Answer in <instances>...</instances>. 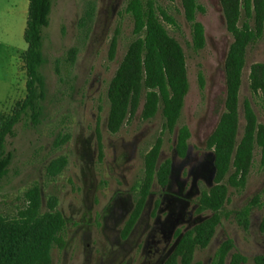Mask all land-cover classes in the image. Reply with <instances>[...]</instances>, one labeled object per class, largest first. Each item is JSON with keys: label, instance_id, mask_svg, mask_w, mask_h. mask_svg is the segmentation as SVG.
Wrapping results in <instances>:
<instances>
[{"label": "rangeland", "instance_id": "374dc122", "mask_svg": "<svg viewBox=\"0 0 264 264\" xmlns=\"http://www.w3.org/2000/svg\"><path fill=\"white\" fill-rule=\"evenodd\" d=\"M130 0H53L50 25L43 34V63L38 89V120L32 111L7 139L13 155L0 182V215L14 218L28 205L27 193L40 187L43 212L55 198L57 211L67 221L63 248L53 249V264H164L181 235L212 217L200 212V200L215 185L214 152L207 146L226 111V60L233 37L228 32L220 0H200L206 9L198 15L206 30V46L196 50L192 26L180 0H154L177 26L166 25L182 46L190 90L178 126L166 128L162 107L152 119L143 118L144 99L117 133L108 130V90L131 43L136 39ZM147 1V0H143ZM29 0H0V113L9 114L26 97L27 44L24 30ZM249 21L244 15L241 25ZM116 54L111 57L113 40ZM77 49L71 61L69 52ZM264 64V33L249 46L239 97V132L245 129L244 103L250 102L264 125V89L250 88L251 67ZM203 76V85L201 82ZM191 137L185 157L177 153L179 130ZM65 141L57 145L58 141ZM161 142L160 165L170 163L166 187L156 182L146 198L139 220L130 218L142 200L145 157ZM65 157V170L56 177L48 165ZM221 224L193 264H219L220 248L228 239L233 253L251 264L264 256V165L256 148L246 182L229 188L219 212Z\"/></svg>", "mask_w": 264, "mask_h": 264}, {"label": "trees", "instance_id": "16d2710c", "mask_svg": "<svg viewBox=\"0 0 264 264\" xmlns=\"http://www.w3.org/2000/svg\"><path fill=\"white\" fill-rule=\"evenodd\" d=\"M174 2L175 0H167ZM186 21L192 26L193 45L196 50L206 46V30L198 21V15L206 9L200 0H180ZM228 32L233 37L226 60L227 98L226 111L216 130L208 139L207 146L214 152L215 185L200 200V212L209 211L211 218L184 232L174 250L164 264H193L197 252L212 243L221 224L219 212L225 206L229 188L245 184L250 172L256 148L261 150L264 165V125L259 124L250 102L244 103L245 129L238 140L239 97L243 82L250 44L264 33V0H220ZM53 0H29L28 17L24 31L27 49L24 53L26 65V97L9 114L0 113V182L8 173L13 155L7 151V139L14 134L15 127L32 111V120L37 121L38 89L42 78L40 68L43 63L42 40L45 29L50 25ZM126 11L131 15L136 39L129 46L108 90L110 111L108 130L117 133L130 114L134 115L144 99L143 118H154L162 107L166 128L174 130L178 126L190 90L187 58L180 43L173 38L166 25L176 27L175 19L154 0H130ZM243 15L253 21L241 25ZM117 41L113 40L111 57L116 54ZM73 48L71 61L77 57ZM203 85V76L201 75ZM250 88L254 93L264 89V64L251 67ZM189 128L179 130L177 153L185 157ZM65 140L57 142L60 145ZM161 142L159 141L145 157V181L142 200L135 208L128 228L139 220L146 198L155 182L166 187L170 180V163L160 165ZM65 157L53 160L47 167L51 177L60 175L67 167ZM28 205L16 217L0 215V264H53V249L63 248L65 242L61 233L67 226L64 216L57 211L58 202L52 198L48 211L43 212L39 186L27 193ZM234 242L228 239L220 248V262L225 264L234 250ZM230 264H251L246 256L233 253ZM253 264H264V256H258Z\"/></svg>", "mask_w": 264, "mask_h": 264}, {"label": "crops", "instance_id": "0c3cea01", "mask_svg": "<svg viewBox=\"0 0 264 264\" xmlns=\"http://www.w3.org/2000/svg\"><path fill=\"white\" fill-rule=\"evenodd\" d=\"M26 28V27H25ZM25 31V30H24Z\"/></svg>", "mask_w": 264, "mask_h": 264}]
</instances>
